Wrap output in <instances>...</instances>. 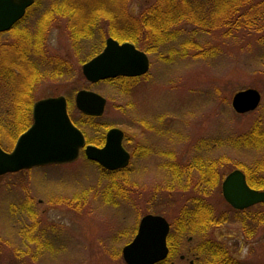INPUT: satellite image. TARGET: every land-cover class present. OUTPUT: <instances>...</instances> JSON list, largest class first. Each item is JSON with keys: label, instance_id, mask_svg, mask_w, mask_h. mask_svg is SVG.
Here are the masks:
<instances>
[{"label": "rangeland", "instance_id": "1", "mask_svg": "<svg viewBox=\"0 0 264 264\" xmlns=\"http://www.w3.org/2000/svg\"><path fill=\"white\" fill-rule=\"evenodd\" d=\"M157 2L131 0L127 13L141 17ZM58 3L39 0L27 20L33 24L35 18L40 20L58 8ZM212 12L204 13V21L211 19ZM90 13L85 11L80 17L85 20ZM50 19L55 24L48 47L64 58L67 70L56 79L49 72L53 66L46 64L48 72L32 89L34 103L65 96L73 119L82 121L76 95L83 89L97 92L107 100L103 116H87L95 121L77 126L88 143L98 147L104 146L111 128L121 129L132 159L128 170L115 177L83 152L72 163L0 175V264H126L122 248L134 239L147 214L163 216L171 223L168 245L180 248L171 257V264L189 263L194 257H185L187 248L209 242L225 245L244 264H264V222L246 219L248 214L264 212V207L238 212L224 199L221 184L209 191L211 198L205 205L218 216L223 214V220L203 233L198 226L190 231L195 193L189 190L192 184L178 179L187 177L181 170H187V162L196 156L202 158L203 150L207 151L204 157L224 161V179L241 169L238 166L247 168L264 161V147L254 150L232 142H238L239 136L255 125L264 130V29L254 33L242 25L239 30L230 29L232 32L223 26L210 31L205 22L201 26L210 32L205 34L201 26L199 29L183 18L175 26L168 25L160 41L154 30L145 27L137 47L149 55V73L137 81L92 84L82 67L104 49L109 37L114 38L108 34V25L97 21L90 38L75 40L68 32L66 18L54 13ZM259 23L264 27V22ZM46 25L49 27V22ZM0 36L3 42L10 38L9 33ZM190 39L207 49L202 57H195L200 56L197 49L186 48ZM251 88L262 95L260 107L236 113L233 97ZM9 96L0 89L3 122L15 114ZM2 98L7 99L3 102ZM5 125L0 122V146L11 153L17 141L11 136L15 124L11 120L6 126L12 134Z\"/></svg>", "mask_w": 264, "mask_h": 264}, {"label": "trees", "instance_id": "2", "mask_svg": "<svg viewBox=\"0 0 264 264\" xmlns=\"http://www.w3.org/2000/svg\"><path fill=\"white\" fill-rule=\"evenodd\" d=\"M38 1L36 0L35 5L28 10L26 17L8 32L10 38L5 39L4 42L0 41V86L4 85L0 89H4L7 94L9 93V98L12 97V101L10 102L11 109L15 112L12 117L10 116L5 119L7 122H3L2 119L0 122L3 125L6 124L4 128L10 134H12L10 128L8 129L6 126L11 120L14 122L15 125L12 127L13 135L11 136L15 141L33 122L34 98L32 89L34 83L39 78L41 80L43 76L45 77L48 72L46 67H49L46 64L56 67L55 69L52 67V70H49L50 73L54 74L56 79L62 78L66 73L65 70H67L64 58L62 59L53 54L48 47V39L55 24L52 25L53 20L50 19V16L54 13L67 19L66 27L71 37L75 40L90 38L93 35L94 27L98 23L97 21H99V23L105 22L108 25V34L110 36L121 42H131L136 46L141 44L139 34L142 28L145 29L147 27V29L154 30L153 33L156 35V38L161 41L159 38L163 34H167L166 30L169 28L167 26H175L183 18L188 20L187 23L194 22L193 24L199 29V26L204 25L206 22L210 31L211 29L216 30V28L223 26L232 32L230 29L235 28V30H239L242 25L249 30H253L254 33H259L264 29V27L258 26L259 22H264V0H158L155 5L156 7H151L143 16L138 18L132 17L127 13V5L131 0H82L86 6L80 0H59L58 8H53L52 12L40 16V20L39 18H35L34 23L31 24L27 20V17L36 4H38ZM203 4H207L208 7L205 6L204 9H199ZM210 5L212 6V10L210 9ZM85 11H90L91 13L84 20L80 16ZM209 11H213L212 17L204 21L206 17L203 18L202 16L205 12ZM168 15H172L173 18H167ZM48 22L49 27L46 25ZM201 27L203 33H210L206 27ZM261 39L264 40V38ZM187 44V49L193 51L197 49V52L199 51L200 56H195L198 58L203 56L202 51L207 50L200 47V43L195 42L193 39L188 40ZM138 79L140 78L118 77L117 79L108 80V82H128L132 80L137 81ZM5 99L7 98H2L1 101L4 102ZM70 116L76 125L83 121L87 123L95 121V118L93 119V117L85 115H82V121L74 120L72 114ZM232 142H235V144L242 148L262 149L264 147V130L259 125H255L249 133L241 134L238 142L237 139H233ZM203 152V155L206 156L207 151L203 150ZM204 156L201 157L206 159V161L203 162L202 158L196 156L192 162L186 164L188 165L187 170H181L187 177H178L180 180L184 179V183L187 180L186 182L192 184L189 190L195 193L193 199H196V201L193 206L194 210L191 211V215L194 213V218L191 222L193 227L191 228L190 226L192 225L189 224L188 229L194 231L198 226L202 230L200 231L202 233L204 230L220 224L221 222L219 221H222L224 217L223 214L222 216H218L213 208L205 205V201L211 198L210 195L208 196L209 191L212 188L217 190L221 187L224 180V172L222 171L224 161L211 160ZM238 167L246 174L247 181L251 187L264 190V161L252 167ZM176 168L179 170L178 166ZM127 170L128 168L115 172L103 171L115 177L124 174ZM183 186L186 185L183 184ZM210 193H212V190ZM257 206L264 207V204ZM253 209L254 207L247 209L245 212H240L249 213ZM252 214H248L246 219L260 223L264 222V212ZM174 228L172 225V232L175 231ZM178 249L180 248H175V245L170 243L168 258L158 264H171V257L173 258L177 254L176 250ZM188 255H192L194 259H190L189 263H185L187 261L183 260L185 264H192V261H194V264H244L241 260L235 259L225 245L221 247L214 242H209L198 248L188 247L185 257L187 258Z\"/></svg>", "mask_w": 264, "mask_h": 264}, {"label": "water", "instance_id": "3", "mask_svg": "<svg viewBox=\"0 0 264 264\" xmlns=\"http://www.w3.org/2000/svg\"><path fill=\"white\" fill-rule=\"evenodd\" d=\"M35 0H0V33L10 31L26 15ZM150 60L133 43H120L109 37L103 51L82 67L86 80L92 84L118 77L135 78L146 75ZM262 95L257 89L235 94L232 106L236 113L253 112L260 106ZM84 115L101 117L107 100L97 92L83 89L75 99ZM33 123L8 153L0 146V175L16 173L33 167L66 164L77 160L83 150L88 160L109 171L126 168L130 153L123 145L124 132L111 128L103 147L87 144L84 133L72 121L65 96L48 97L33 105ZM226 202L236 210H245L264 203V191L252 188L246 174L235 169L222 183ZM171 225L160 215L147 214L134 239L122 248L126 264H158L169 256L168 236Z\"/></svg>", "mask_w": 264, "mask_h": 264}, {"label": "flooded vegetation", "instance_id": "4", "mask_svg": "<svg viewBox=\"0 0 264 264\" xmlns=\"http://www.w3.org/2000/svg\"><path fill=\"white\" fill-rule=\"evenodd\" d=\"M188 163V162H187ZM55 165H58V164H55ZM60 165V164H59ZM54 166V165H52ZM46 167H50L49 165L48 166H40V167H35V168H46ZM31 169H34V168H31ZM31 169H27V170H23V171H28V170H31ZM21 172V171H20ZM192 264H194V262L192 261Z\"/></svg>", "mask_w": 264, "mask_h": 264}]
</instances>
